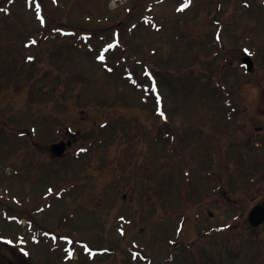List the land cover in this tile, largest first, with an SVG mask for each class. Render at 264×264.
<instances>
[{
    "label": "rangeland",
    "instance_id": "obj_1",
    "mask_svg": "<svg viewBox=\"0 0 264 264\" xmlns=\"http://www.w3.org/2000/svg\"><path fill=\"white\" fill-rule=\"evenodd\" d=\"M256 205L264 0H0V253L13 264H264ZM24 218L75 239L29 244Z\"/></svg>",
    "mask_w": 264,
    "mask_h": 264
},
{
    "label": "flooded vegetation",
    "instance_id": "obj_2",
    "mask_svg": "<svg viewBox=\"0 0 264 264\" xmlns=\"http://www.w3.org/2000/svg\"><path fill=\"white\" fill-rule=\"evenodd\" d=\"M62 195H61V192L59 191H56V190H53V191H45L41 194V200L44 202L48 201V202H51V201H54V199H59L61 198ZM42 203V202H41ZM26 219V218H25ZM68 221L67 217H65L63 219V222L66 223ZM49 222V219L48 221ZM27 228L28 227V224L29 226H31V230H30V234L33 236L37 231H40V232H44L45 234H48L49 236H51V238H60L61 240H66V239H75L72 235L70 234H65V233H62L60 230L58 229H52L50 228V226H47V228L43 225V224H40V222H38V220H30V223L27 222ZM51 225V224H49ZM48 229V230H47ZM36 231V232H34ZM27 232V231H26ZM34 232V233H33ZM74 250V249H73ZM68 252L70 253V250H65V253L68 255ZM74 254V252H73ZM72 258H75L77 259V256L73 255ZM13 264V262H12Z\"/></svg>",
    "mask_w": 264,
    "mask_h": 264
},
{
    "label": "water",
    "instance_id": "obj_3",
    "mask_svg": "<svg viewBox=\"0 0 264 264\" xmlns=\"http://www.w3.org/2000/svg\"><path fill=\"white\" fill-rule=\"evenodd\" d=\"M249 69H252V61L248 58L246 60ZM53 150L55 153H62L64 150V144L63 143H57L53 145ZM250 221L252 225L259 226L261 223L264 222V206H257L255 207L251 213H250ZM0 264H8V261L0 255Z\"/></svg>",
    "mask_w": 264,
    "mask_h": 264
},
{
    "label": "snow or ice",
    "instance_id": "obj_4",
    "mask_svg": "<svg viewBox=\"0 0 264 264\" xmlns=\"http://www.w3.org/2000/svg\"><path fill=\"white\" fill-rule=\"evenodd\" d=\"M184 7H187V4H185ZM33 43H35V42L33 41ZM110 47H111V46H110ZM101 59H103V57H101ZM161 114L163 115V113H161Z\"/></svg>",
    "mask_w": 264,
    "mask_h": 264
}]
</instances>
